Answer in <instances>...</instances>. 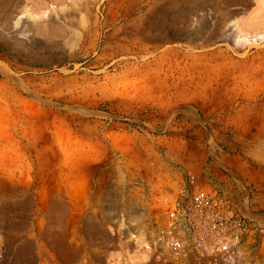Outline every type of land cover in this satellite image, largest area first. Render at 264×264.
Masks as SVG:
<instances>
[{
	"label": "rangeland",
	"instance_id": "1",
	"mask_svg": "<svg viewBox=\"0 0 264 264\" xmlns=\"http://www.w3.org/2000/svg\"><path fill=\"white\" fill-rule=\"evenodd\" d=\"M196 187L230 258L155 240ZM0 264H264V0H0Z\"/></svg>",
	"mask_w": 264,
	"mask_h": 264
},
{
	"label": "built area",
	"instance_id": "2",
	"mask_svg": "<svg viewBox=\"0 0 264 264\" xmlns=\"http://www.w3.org/2000/svg\"><path fill=\"white\" fill-rule=\"evenodd\" d=\"M257 230L235 204L215 191L196 187L165 211L157 227L158 246L174 254L218 251L230 258Z\"/></svg>",
	"mask_w": 264,
	"mask_h": 264
}]
</instances>
